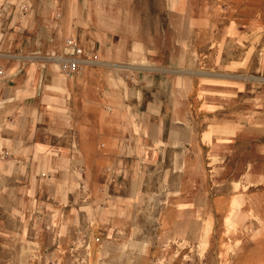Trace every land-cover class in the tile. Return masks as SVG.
<instances>
[{
  "label": "crops",
  "instance_id": "0c3cea01",
  "mask_svg": "<svg viewBox=\"0 0 264 264\" xmlns=\"http://www.w3.org/2000/svg\"><path fill=\"white\" fill-rule=\"evenodd\" d=\"M116 8L119 11L113 12ZM169 10L170 19L187 29H174L176 47L169 65L144 68L146 108L137 119L135 110L119 108L124 92L113 62L114 50L102 48L99 54L98 44L87 41L143 42L128 54L122 52L123 57L135 62L152 56L155 49L146 43L152 40L146 37V0H0V70L5 72L0 76V137L8 133V122L22 128V132L14 131L21 141L11 149L20 155L18 170L73 165L94 169L105 162L100 146L115 153L119 137L132 138L131 154L149 167H160L167 154H174L171 173L175 179L166 181L173 186L168 202L175 207L163 213L169 222L166 232L185 226L184 232L192 238L197 236L199 218L213 215L210 204L222 200L223 192L214 190L205 178H191L185 189L180 187L182 178L179 182L176 178L183 149L192 154L216 153L237 138L252 137L253 143L239 151L264 152V101L256 96L259 86L254 79L264 71L263 38L256 18L254 24L232 13L223 18L199 0H169ZM195 32L200 33V47L194 43ZM68 38L90 44L98 55L96 63L69 78L48 60L53 53H63ZM247 107L253 108L241 116L239 112ZM46 121L64 127L65 133L58 136L74 133L79 138V157L70 147L57 150L53 138L31 141L35 131L28 132L27 127L38 129ZM65 127L74 129L69 132ZM197 160L192 158L193 175L200 171ZM263 178L255 175L254 183ZM37 181V177L30 180L31 199L37 193ZM188 198L190 204L183 208L181 202ZM181 216L192 218L190 224Z\"/></svg>",
  "mask_w": 264,
  "mask_h": 264
},
{
  "label": "rangeland",
  "instance_id": "374dc122",
  "mask_svg": "<svg viewBox=\"0 0 264 264\" xmlns=\"http://www.w3.org/2000/svg\"><path fill=\"white\" fill-rule=\"evenodd\" d=\"M199 2L206 8L213 7V13L223 18L232 13L252 24L255 18L260 21L257 27L262 32L264 63V0ZM119 3L116 1V7ZM108 11H112L111 7ZM186 27L170 19L169 0H146V37L152 38L146 43L155 49L152 56L135 62L123 57L124 51L128 54L136 43L143 42L113 40L102 45L87 41L98 44L99 54L102 48L114 50L113 62L120 91L124 92L120 109H133L135 117L142 118L146 108L144 68L169 65L176 47L174 29ZM195 34L194 43L200 47V33ZM255 77L259 86L256 96L264 101V71ZM169 82L166 81L168 92ZM252 108L239 113L247 116ZM65 128L69 132L74 129ZM27 129L35 131L31 141L53 138L57 150L70 147L79 157V138L74 133L70 137L58 136L65 133L61 124L54 126L46 121L39 123L38 129L31 124ZM14 131L22 132V128L8 122V133L0 137V264H264V178L254 183L255 175L264 176V152L239 151L254 138H237L216 153L192 154L183 149L176 178L178 182L182 178V185L174 186L185 189L191 178H205L214 190L223 192L222 200L210 204L213 215L199 218L197 236L191 238L184 232L185 226L166 232L169 222L165 221L164 211L175 207L173 201L168 202L173 186L166 181L175 179L171 173L174 154H167L160 167H149L131 154L132 138L119 137L115 153L100 146L105 162L94 169L73 165L47 171L18 170L16 159L20 155L11 149L21 137L14 136ZM195 156L200 171L196 169L193 175ZM34 177L38 180L37 193L31 199L30 180ZM228 194L230 199L226 198ZM181 203L185 208L190 199ZM180 219L189 225L192 218ZM82 233L100 236L101 243L93 244L89 250L81 247L78 238Z\"/></svg>",
  "mask_w": 264,
  "mask_h": 264
},
{
  "label": "built area",
  "instance_id": "2783aa9c",
  "mask_svg": "<svg viewBox=\"0 0 264 264\" xmlns=\"http://www.w3.org/2000/svg\"><path fill=\"white\" fill-rule=\"evenodd\" d=\"M48 59L58 66V71L64 77H72L79 73L83 66L94 64L98 61V55L90 44H85L76 38H68L65 41L62 54L53 53ZM5 72L0 70V76H4ZM101 237H88L87 234H81L78 238V244L81 247L90 249L93 244H100Z\"/></svg>",
  "mask_w": 264,
  "mask_h": 264
}]
</instances>
